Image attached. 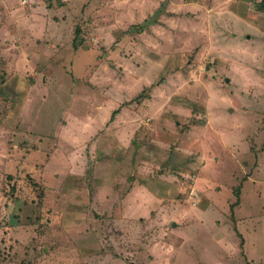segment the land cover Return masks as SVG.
<instances>
[{"label": "rangeland", "instance_id": "1", "mask_svg": "<svg viewBox=\"0 0 264 264\" xmlns=\"http://www.w3.org/2000/svg\"><path fill=\"white\" fill-rule=\"evenodd\" d=\"M262 6L0 0V264H264Z\"/></svg>", "mask_w": 264, "mask_h": 264}, {"label": "trees", "instance_id": "2", "mask_svg": "<svg viewBox=\"0 0 264 264\" xmlns=\"http://www.w3.org/2000/svg\"><path fill=\"white\" fill-rule=\"evenodd\" d=\"M262 9H263V11H264V6H262ZM79 32H80V30L77 29V30H76V34L79 33ZM75 39H76V38H75ZM75 42H76V41H75ZM75 42H74V44H75ZM74 47L77 48V45H74ZM120 111H121V109H117V110H115V111L112 113V115H111V119H110V122H113V121L115 120L116 115H118V114L120 113ZM237 193H238V192H237Z\"/></svg>", "mask_w": 264, "mask_h": 264}, {"label": "crops", "instance_id": "3", "mask_svg": "<svg viewBox=\"0 0 264 264\" xmlns=\"http://www.w3.org/2000/svg\"><path fill=\"white\" fill-rule=\"evenodd\" d=\"M201 130L205 131V130H207V129H205V128H202ZM196 131H198V130H196ZM196 131H195V132H196Z\"/></svg>", "mask_w": 264, "mask_h": 264}]
</instances>
